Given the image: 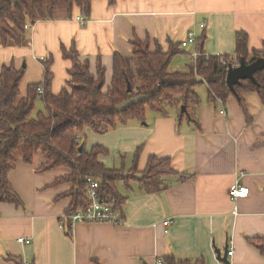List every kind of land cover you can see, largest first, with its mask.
Here are the masks:
<instances>
[{
	"label": "crops",
	"instance_id": "obj_1",
	"mask_svg": "<svg viewBox=\"0 0 264 264\" xmlns=\"http://www.w3.org/2000/svg\"><path fill=\"white\" fill-rule=\"evenodd\" d=\"M72 16L36 22L20 46H0V66L24 67L22 96L28 85L42 81L37 59L49 58L54 76L51 90L60 93L71 69L61 48L69 49L72 42L80 60L90 61L92 73L97 58L101 59L107 84L112 78V55L130 56L134 37L149 39L151 50L154 40L167 50L169 40L177 43L194 32L197 38L205 36L206 55L221 56L234 53L235 34L241 31L247 35L249 52L264 47V0H116L113 5L109 0H91L88 17L77 10ZM76 16L85 18L86 24L80 26ZM193 50V46L183 48L178 56L190 61ZM184 66L172 68L178 71ZM199 87L204 92L197 91L200 105L194 122L178 121L175 111L165 118L147 111L144 122L105 135L85 130L86 150L92 145L108 150L107 156L98 157L105 165L118 155L120 167L128 172L139 145L143 148L138 172L151 155L171 161L174 173L163 179L166 188L161 192L145 193L136 179L117 183V192L125 198L123 225L79 223L67 238L59 219L71 203L67 192L72 183L53 184L69 170L38 172L44 162L40 152L31 164L18 161L8 180L22 205L0 203V264H14L9 256L27 255L29 261L30 250L34 264H155L169 255L221 264L215 249L223 251L225 245L232 252L231 264H264V256L246 242V238L264 237V104L255 92L243 93L247 120L234 98L210 102L207 86ZM222 111L224 116L219 114ZM236 182L250 192L235 202L233 214L229 191ZM20 237L31 244L19 245Z\"/></svg>",
	"mask_w": 264,
	"mask_h": 264
},
{
	"label": "trees",
	"instance_id": "obj_2",
	"mask_svg": "<svg viewBox=\"0 0 264 264\" xmlns=\"http://www.w3.org/2000/svg\"><path fill=\"white\" fill-rule=\"evenodd\" d=\"M115 1L109 0V3L113 5ZM90 8L91 0H0V46L5 47L9 43L20 46L27 33L26 25L32 26L44 20H70L75 10L79 15L88 17ZM204 40V35L196 39L197 58L190 60L183 71H175L172 70V62L183 53L181 41L174 43L169 40L168 49L163 50L154 40V49L151 50L149 39L142 41L134 37L130 41V56L125 57L120 53L112 55V78L108 84L101 59L97 58L96 70L92 73L90 61L80 60L76 45L72 42L69 49L61 48L62 58L71 62V69L68 71L69 80L58 95L51 90L54 76L50 58L40 60L42 81L28 85L25 96L19 91L24 67L16 69L13 65H1L0 203L22 205L8 175L16 168L18 161L31 164L37 152L44 158L38 172L62 167L69 170V174L53 184L72 183L71 190L67 192L71 203L59 219L67 238L72 235L69 216L89 206L86 193L89 178L100 180L97 189L99 200L111 202L121 217L125 198L117 192V183L123 181L126 184L136 179L147 194L163 191L166 188L163 179L174 173L168 157L151 155L146 160L144 170L138 172V159L143 148L139 145L132 154L133 166L126 172L123 166L117 169L99 161V156H107V149L92 145L89 151L86 150L84 133L89 130L105 135L109 130L135 121L142 123L147 111L160 118L175 111L178 121L186 119L194 122V111L200 105L196 90L202 83L207 86L208 101L225 103L232 97L248 120L242 94L255 92L264 104V69L254 74L258 87L248 80H241L234 87L235 95L225 84L226 70L241 59L245 64H251L258 58H264V47L260 51L249 52L247 35L239 31L235 34L234 53L214 56L204 53ZM37 102L43 105V111L31 117ZM182 106L185 107L184 111ZM79 145H83L82 152H78ZM180 178L185 176L181 175ZM246 242L264 256V237L246 238ZM7 259L14 264H25L22 255ZM94 263L98 264L96 261ZM27 264H34L33 256H29ZM162 264H204V260L201 257L190 260L169 255L163 258Z\"/></svg>",
	"mask_w": 264,
	"mask_h": 264
},
{
	"label": "built area",
	"instance_id": "obj_3",
	"mask_svg": "<svg viewBox=\"0 0 264 264\" xmlns=\"http://www.w3.org/2000/svg\"><path fill=\"white\" fill-rule=\"evenodd\" d=\"M76 21L79 23L80 26H84L86 24V21L83 17H76ZM30 25L25 26V30L30 29ZM200 27L203 28L201 25ZM196 39L197 36L194 32H190L185 39L181 41V47L187 48L189 46H193L194 50L192 53L189 54V57L191 60H195L198 56V52L195 50L196 45ZM38 61H43L44 59H37ZM238 64V63H237ZM237 64H234L232 66H237ZM220 115L224 116V112H220ZM88 187L86 190L88 200H89V206L85 210H78L77 212H74L69 216V221L71 223V226L73 227L76 224L79 223H85V224H94V223H105V224H113V225H123L125 222L124 219L120 216L119 211L115 210L113 207V204L111 202H104L99 200L97 189L100 185L99 179L89 178L87 179ZM229 191V200L233 206V214L236 213V201L245 198L249 195V188L240 185L238 182L234 183ZM63 217V216H62ZM169 225V221L164 223V226L167 228ZM17 243L20 245H26L29 246L31 244L30 239H24L20 237L17 240ZM231 251H229L228 256L231 255ZM23 261L25 264H27V255H24ZM155 264H162L160 260H157Z\"/></svg>",
	"mask_w": 264,
	"mask_h": 264
},
{
	"label": "water",
	"instance_id": "obj_4",
	"mask_svg": "<svg viewBox=\"0 0 264 264\" xmlns=\"http://www.w3.org/2000/svg\"><path fill=\"white\" fill-rule=\"evenodd\" d=\"M264 69V58H258L255 61H253L251 64H245L244 60L241 59L237 66H231L229 65L227 68V73L225 77V84L228 86L229 90L233 95H235V89L234 87L238 85V83L241 80H248L252 85H256L258 87V84L256 82V79L254 77L255 72L263 70ZM182 111L185 110V107H181ZM83 145H79L77 147L78 152H82ZM223 251L220 249H215L216 253V260L221 264H231L228 260V253L229 248L228 245H225L223 247ZM30 256L33 254L31 253V250L28 252Z\"/></svg>",
	"mask_w": 264,
	"mask_h": 264
},
{
	"label": "rangeland",
	"instance_id": "obj_5",
	"mask_svg": "<svg viewBox=\"0 0 264 264\" xmlns=\"http://www.w3.org/2000/svg\"><path fill=\"white\" fill-rule=\"evenodd\" d=\"M191 60V59H190ZM189 63V60L187 59V61L185 60V59H183V58H181V57H176L174 60H173V62H172V67L174 68V66H182V65H187ZM184 66V67H185ZM173 68H172V70H173ZM183 69H185V68H181L179 71H181V70H183ZM198 87H199V85H198ZM197 87V88H198ZM196 91H198V92H204V90H203V88H201V87H199V89L198 90H196ZM198 94V93H197ZM35 106H36V108H35V110H34V112H32V114H31V117H34L35 116V114L37 113V112H39V111H43V106L40 104V102H37L36 104H35ZM148 113H149V111H148ZM129 155V154H128ZM106 166H109V167H115V168H120V166H121V162L119 161V157H118V155L117 156H115L114 157V160L113 161H111L110 163H107L106 164ZM126 166L128 167L129 166V164L128 163H126ZM120 184V183H119ZM118 184V185H119ZM122 188V184L120 185V189Z\"/></svg>",
	"mask_w": 264,
	"mask_h": 264
}]
</instances>
